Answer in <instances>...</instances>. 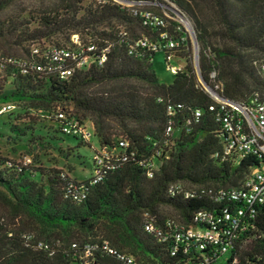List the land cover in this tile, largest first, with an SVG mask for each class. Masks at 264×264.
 Here are the masks:
<instances>
[{
    "label": "trees",
    "instance_id": "16d2710c",
    "mask_svg": "<svg viewBox=\"0 0 264 264\" xmlns=\"http://www.w3.org/2000/svg\"><path fill=\"white\" fill-rule=\"evenodd\" d=\"M17 1L0 0V13ZM35 1L39 9L23 8L15 15H0V50L4 54L23 57L15 49L22 48L27 56L33 44L72 45V35L78 34L82 43L96 46L94 56L107 49V57L102 65L76 67L67 79L0 68V80L7 76L15 81L13 88L3 90L0 86V108L6 103L16 107V102L25 100L29 107L51 113L56 132L69 135L55 114L57 107H62L82 122H92L99 142L95 153L105 148L127 159L114 169H106L100 182L89 185L86 198L76 201L68 183H89L95 153L91 176L84 179L36 168L33 158L31 164L22 165L0 154V187L4 189L0 199V264H120L114 255L100 250L86 257V244L104 241L142 264L183 263L187 256L180 249L176 256L171 254V239L163 242L145 231L146 220L153 218L163 229H167L169 219L191 225L195 211L219 206L206 194L171 196L170 185L182 183L199 190L240 187L257 160L249 156L235 163L216 155L222 149L220 124L208 110L212 98L191 59L166 83L155 70L156 51L138 48V53H130L138 37L145 34L156 40L163 28L145 26L128 3L143 1L144 8L156 3L163 6L164 0ZM168 2V13L184 14L193 21L200 74L207 83L211 84L210 72L216 69L224 97L248 102L254 93L264 95L260 72L264 62V0ZM165 29L180 41L170 50L175 58L191 52L192 39L183 25L170 18ZM169 102L176 106L172 136L166 134ZM197 108L203 110L199 120L194 118ZM188 119L192 120L189 124ZM70 136L80 139L81 144L90 141ZM120 139L127 141V146L121 147ZM153 163L157 168L149 177L147 171ZM39 172L42 178L46 175L45 180H35L34 174ZM261 228L264 231V224ZM260 255L264 256V237L239 248L238 264H261Z\"/></svg>",
    "mask_w": 264,
    "mask_h": 264
},
{
    "label": "built area",
    "instance_id": "2783aa9c",
    "mask_svg": "<svg viewBox=\"0 0 264 264\" xmlns=\"http://www.w3.org/2000/svg\"><path fill=\"white\" fill-rule=\"evenodd\" d=\"M143 1L129 2L133 6L134 14L138 15L142 23L148 27H159L163 30L159 38L153 40L148 35H141L130 46V53L139 52L138 48H146L152 51H164L167 53V66L172 73H176L183 67L172 65L170 60L175 56L170 53L180 41L165 28L169 19H175L167 11L163 14L141 8ZM175 8L176 5L173 4ZM180 20L175 19L186 27L190 21L184 14L177 13ZM184 24H182V22ZM186 29L188 34L193 36V28ZM181 31V26H178ZM123 35L127 32L123 31ZM184 36L181 38L183 39ZM72 45L68 46H41L33 44L31 53L20 57L4 54L0 50V68H9L13 72L26 74L29 71H36L40 75H58L62 79L69 78L76 67L82 68L91 63L102 65L106 59V50L101 55L94 56L92 53L96 46L82 43L78 34L72 35ZM194 40V39H193ZM195 49V64L197 46L192 41ZM169 52V53H168ZM197 67V66H196ZM198 70V68H197ZM260 72L264 76V62L260 64ZM211 84L204 85L205 90L212 98L208 104V110L215 120L220 124L222 133V149L216 153L222 158H230L235 163L242 159L253 156L257 163L251 166L240 187H221L213 189H191L186 188L182 183L171 184L168 193L171 196H182L183 198L195 197L199 194L209 195L216 209H199L195 211L191 225L178 223L175 220H167V229L157 226L153 218H148L144 225L145 231L155 235L160 241L172 240L171 254L176 256L179 249L187 256L181 264H238V251L245 244L252 243L264 237L261 225L264 224V95L254 93L248 102H238L224 97L223 83L218 79V71L213 69L210 72ZM161 100V99H160ZM12 103H6L0 108V112L13 109ZM167 113L170 116L166 134L172 136L174 132V116L176 106L169 102ZM57 118L63 121L62 130L64 133L77 136L89 141L92 131L76 116L68 114L64 108L57 107ZM203 110L197 108L194 118L199 120ZM192 120L188 119L187 124ZM127 141L120 139L121 147L127 146ZM117 154L105 148H100L94 155V173L88 184L73 181L68 183L70 194L76 201L86 198L89 185L100 182L106 173V169H114L125 161L127 156L117 157ZM32 157L24 156L20 163L31 164ZM157 168L155 163L148 169L147 175L152 177ZM77 247V244H73ZM86 257L91 256L95 251H103L114 255L120 264H142L133 255L120 251L110 245L108 241L103 243H90L85 245ZM258 259L264 264V256Z\"/></svg>",
    "mask_w": 264,
    "mask_h": 264
},
{
    "label": "rangeland",
    "instance_id": "374dc122",
    "mask_svg": "<svg viewBox=\"0 0 264 264\" xmlns=\"http://www.w3.org/2000/svg\"><path fill=\"white\" fill-rule=\"evenodd\" d=\"M90 0H84L88 3ZM120 1V0H119ZM163 6L159 3L149 4L144 8L154 10L156 12H166L168 0L162 1ZM40 4L35 0H19L14 5L10 6L0 15H15L23 8L28 10L39 9ZM28 13H24L26 16ZM171 16L178 19L174 13ZM172 19V20H175ZM191 19V18H190ZM182 22V21H180ZM184 24V22H182ZM190 24H193L192 19ZM190 24H186V29L190 28ZM35 24H33L34 26ZM185 26V24H184ZM193 28V27H192ZM190 38L194 41L192 34ZM27 46L29 44L26 43ZM18 55L25 56L26 50L15 48ZM17 54V53H14ZM195 63V49L187 53L186 56H177L172 58V65L186 66L189 60ZM157 76L164 82L170 83L173 81L174 75L167 66L166 56L164 51H158L153 59ZM0 86L3 90L13 88L15 81L12 78L4 77L0 80ZM16 107L9 113L0 112V154L11 159L21 161L24 156L33 158V166L36 168L42 167L47 170H59L78 179H84L91 176L92 161L95 153V148H99V142L93 132V124L87 120L86 125L92 131L90 141L87 143H79L81 140L70 135L59 134L55 130L53 116L42 109L31 108L25 100L16 102ZM17 129L21 131L20 134ZM60 135L62 137H60ZM37 181L46 179V175L42 178L39 173L34 174ZM4 189L0 187V199Z\"/></svg>",
    "mask_w": 264,
    "mask_h": 264
},
{
    "label": "water",
    "instance_id": "95a60500",
    "mask_svg": "<svg viewBox=\"0 0 264 264\" xmlns=\"http://www.w3.org/2000/svg\"><path fill=\"white\" fill-rule=\"evenodd\" d=\"M120 1H123V0H120ZM193 38H194V42H195V44L197 46L196 66L198 68L199 76H200L201 81L204 83V85L208 86V83L203 79L202 75L200 74V69H199V65H198L199 45H198V42H197V39H196L194 31H193Z\"/></svg>",
    "mask_w": 264,
    "mask_h": 264
},
{
    "label": "crops",
    "instance_id": "0c3cea01",
    "mask_svg": "<svg viewBox=\"0 0 264 264\" xmlns=\"http://www.w3.org/2000/svg\"><path fill=\"white\" fill-rule=\"evenodd\" d=\"M99 145V144H98Z\"/></svg>",
    "mask_w": 264,
    "mask_h": 264
}]
</instances>
